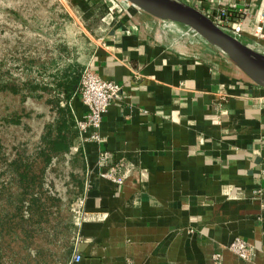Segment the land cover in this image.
Here are the masks:
<instances>
[{
	"label": "crops",
	"instance_id": "1",
	"mask_svg": "<svg viewBox=\"0 0 264 264\" xmlns=\"http://www.w3.org/2000/svg\"><path fill=\"white\" fill-rule=\"evenodd\" d=\"M68 4L84 19L107 10L87 31L79 66L122 87L101 149L134 172L120 187L102 179L99 147L77 140L85 183L91 176L82 258L66 264H264V83L188 28L125 0ZM236 239L255 248L250 262L227 250Z\"/></svg>",
	"mask_w": 264,
	"mask_h": 264
},
{
	"label": "trees",
	"instance_id": "2",
	"mask_svg": "<svg viewBox=\"0 0 264 264\" xmlns=\"http://www.w3.org/2000/svg\"><path fill=\"white\" fill-rule=\"evenodd\" d=\"M63 54L65 58L69 55ZM62 59L59 58L61 65L64 62ZM31 65V62L26 64L25 79L21 83H6L1 91L26 101L46 98L48 93L47 103L51 108L45 121L47 115L23 117L15 113L2 120L0 125L2 130H24L29 135L25 143L17 139L12 142L16 144L11 146L10 159L6 158V166L0 172V199L8 193L6 200L9 208L0 211V239L4 234L17 235L15 239L18 242L23 233V250L31 252L32 241L38 239L37 234L32 233L34 228L42 230V227L48 226V231L44 228L41 234L42 242L56 245L54 249L59 251L49 248L33 253L32 257H37L36 261L33 260L34 264H66L75 251L77 228L73 211L80 203L85 188L84 158L80 145H76L79 134L69 106L78 88L82 68L76 63L62 67L58 63L57 69L46 76L44 72L47 69L41 67L42 70L36 72ZM38 76L47 77L48 82L45 78L42 82L37 81ZM5 177L9 179H3ZM63 213L69 217H64ZM2 250L0 246V264ZM13 253L16 254L15 251ZM56 253H59L58 257ZM45 255H48L49 262L44 259ZM15 264H22V261Z\"/></svg>",
	"mask_w": 264,
	"mask_h": 264
},
{
	"label": "rangeland",
	"instance_id": "3",
	"mask_svg": "<svg viewBox=\"0 0 264 264\" xmlns=\"http://www.w3.org/2000/svg\"><path fill=\"white\" fill-rule=\"evenodd\" d=\"M106 14L107 10L103 8L96 16L97 19L95 16L84 19L81 13H77L70 7L68 0H0V125L2 120L15 113L22 114L23 117L47 115L44 117V121L49 118L51 106L47 103L49 101L48 93L46 98L26 101L20 96L3 93L1 87L6 83H21L25 79L26 64L30 62L34 67L32 69H35L36 72L42 70L43 67L47 69L44 72L46 76L57 69L58 63L61 65L59 58H64L61 67L70 63L80 65L81 55L91 42L86 36L87 31L89 32L92 23H94L93 25L101 23ZM96 21L98 23H95ZM64 52L66 55L69 54L67 58L63 57ZM41 76H38L37 81L42 82L45 77ZM45 79L48 82V78ZM0 129V144L3 146V150L0 151L1 172L6 166V158L10 159L11 146L16 144L12 142L17 139L21 143H25L29 135L24 130L10 128L2 130V127ZM3 195L4 198L0 199L1 212L2 209H9L6 200L8 193ZM63 216L69 217L66 213H63ZM44 228L47 231L49 229L48 226L42 227V230L36 227L33 232L31 231L37 234L38 238L32 241L34 245L30 249L31 252L23 250L24 246L21 244L25 238L23 233L20 234L18 242L15 239L17 235L12 237L4 234L0 239V246L3 249L2 264H15L20 261L22 264H34L37 257L34 259L32 256L37 251L54 249L56 245H51V247L50 244L42 242L44 239L41 234ZM14 251L17 255L13 253ZM54 251L59 250L55 248ZM55 255L57 256L59 253ZM47 256L45 255L44 259L49 262L50 259Z\"/></svg>",
	"mask_w": 264,
	"mask_h": 264
},
{
	"label": "built area",
	"instance_id": "4",
	"mask_svg": "<svg viewBox=\"0 0 264 264\" xmlns=\"http://www.w3.org/2000/svg\"><path fill=\"white\" fill-rule=\"evenodd\" d=\"M175 2L184 4L208 18L219 30L231 36L238 42L250 49L260 52L262 55L264 42V0H181ZM169 22V21H165ZM171 25L175 23L169 22ZM195 37L202 38L200 35L190 30ZM249 39L252 44L249 45ZM212 45V44H211ZM213 46V45H212ZM215 47V46H214ZM216 48V47H215ZM123 89L113 82L104 81L91 68L87 66L82 72V76L69 106L76 122V130L79 134L81 143L91 142L99 147V158L97 168L102 179L112 182L116 186H122L126 179L134 172V167L126 163L124 159L117 158L113 153L101 149L105 139L101 135V127L104 116L109 108L116 102L123 101ZM75 102H80L86 114L82 119L77 118L74 109ZM87 173L85 188L90 184ZM82 198L80 203L74 207L73 219L76 223L75 232V251L73 262H80L81 255L78 251L80 236L78 229L81 228L84 220ZM227 250L237 256L241 261L250 262L255 256V248L236 239ZM214 261L220 259L219 255L213 257Z\"/></svg>",
	"mask_w": 264,
	"mask_h": 264
},
{
	"label": "water",
	"instance_id": "5",
	"mask_svg": "<svg viewBox=\"0 0 264 264\" xmlns=\"http://www.w3.org/2000/svg\"><path fill=\"white\" fill-rule=\"evenodd\" d=\"M147 14L182 25L264 78V56L219 30L208 18L174 0H125ZM252 74V73H251ZM263 83V82H262Z\"/></svg>",
	"mask_w": 264,
	"mask_h": 264
},
{
	"label": "bare ground",
	"instance_id": "6",
	"mask_svg": "<svg viewBox=\"0 0 264 264\" xmlns=\"http://www.w3.org/2000/svg\"><path fill=\"white\" fill-rule=\"evenodd\" d=\"M239 65L245 70L247 71L249 74H251L255 79L259 80L260 82L264 83V78H262L259 74H256L255 72L251 71L250 69H248L247 67L243 66L242 64L239 63Z\"/></svg>",
	"mask_w": 264,
	"mask_h": 264
}]
</instances>
